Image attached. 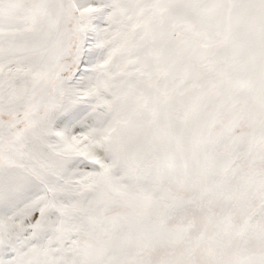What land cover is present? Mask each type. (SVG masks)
<instances>
[{"label": "snow or ice", "instance_id": "6c2138e0", "mask_svg": "<svg viewBox=\"0 0 264 264\" xmlns=\"http://www.w3.org/2000/svg\"><path fill=\"white\" fill-rule=\"evenodd\" d=\"M0 264H264V0H0Z\"/></svg>", "mask_w": 264, "mask_h": 264}]
</instances>
